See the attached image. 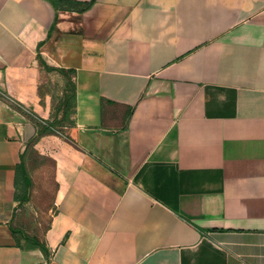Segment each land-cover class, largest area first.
<instances>
[{
    "label": "crops",
    "instance_id": "crops-1",
    "mask_svg": "<svg viewBox=\"0 0 264 264\" xmlns=\"http://www.w3.org/2000/svg\"><path fill=\"white\" fill-rule=\"evenodd\" d=\"M68 1L0 0V264H264V0ZM30 142L46 254L13 232Z\"/></svg>",
    "mask_w": 264,
    "mask_h": 264
},
{
    "label": "rangeland",
    "instance_id": "rangeland-1",
    "mask_svg": "<svg viewBox=\"0 0 264 264\" xmlns=\"http://www.w3.org/2000/svg\"><path fill=\"white\" fill-rule=\"evenodd\" d=\"M26 167L31 184L27 190V200L25 202L21 200L19 203L20 212L15 220V225L27 235L41 239L54 212L55 182L52 161L41 158L33 151L28 150ZM19 181L21 184L18 192L23 194L25 187L21 178ZM22 243L25 244L24 241Z\"/></svg>",
    "mask_w": 264,
    "mask_h": 264
},
{
    "label": "trees",
    "instance_id": "trees-1",
    "mask_svg": "<svg viewBox=\"0 0 264 264\" xmlns=\"http://www.w3.org/2000/svg\"><path fill=\"white\" fill-rule=\"evenodd\" d=\"M61 2L65 4V7L67 9L71 7L72 2L68 0H61ZM51 3L55 5V0H51ZM87 5L88 3L83 4V6L85 7ZM45 67L48 70H59L61 73L65 74L64 69L51 68L47 65H45ZM73 101H74V84L69 79L66 85V90L63 91L61 98L56 104V107H54V112H53L51 119L43 121V123L39 122L37 124V127H38L37 135L39 136L42 133H55L54 129H57L61 133H63L62 131L63 127L73 125V119H72V114L74 112V102ZM30 146H31V142L30 144H27L28 150ZM33 153L38 155L34 151ZM23 167L24 166L22 164L20 166V172L22 173V182L25 187V191L23 192L21 200L25 202L27 200V194H28L27 190L30 187L31 179ZM13 232L18 233L21 236V238L25 242L26 248H39L44 254H46V248L44 244L40 242L39 238L34 237V236H29L20 229L14 230Z\"/></svg>",
    "mask_w": 264,
    "mask_h": 264
},
{
    "label": "built area",
    "instance_id": "built-area-1",
    "mask_svg": "<svg viewBox=\"0 0 264 264\" xmlns=\"http://www.w3.org/2000/svg\"><path fill=\"white\" fill-rule=\"evenodd\" d=\"M22 110H24L26 113H30V111L26 108V107H24V106H22L21 104H19V103H16ZM54 132L56 133V134H59V135H61L62 133L59 131V130H57V129H54Z\"/></svg>",
    "mask_w": 264,
    "mask_h": 264
}]
</instances>
